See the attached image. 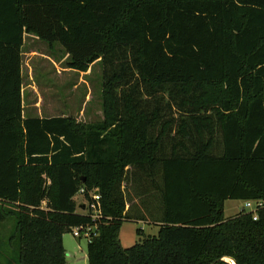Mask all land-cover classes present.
Instances as JSON below:
<instances>
[{
    "label": "trees",
    "instance_id": "1",
    "mask_svg": "<svg viewBox=\"0 0 264 264\" xmlns=\"http://www.w3.org/2000/svg\"><path fill=\"white\" fill-rule=\"evenodd\" d=\"M26 34L101 62L102 123L24 117ZM229 200L264 202V0H0V264H67L81 226L89 264H264V208Z\"/></svg>",
    "mask_w": 264,
    "mask_h": 264
},
{
    "label": "rangeland",
    "instance_id": "2",
    "mask_svg": "<svg viewBox=\"0 0 264 264\" xmlns=\"http://www.w3.org/2000/svg\"><path fill=\"white\" fill-rule=\"evenodd\" d=\"M23 113L24 117H68L80 124H96L104 121L103 67L100 61L87 72L80 73L69 67L70 57L60 46L51 49L33 34H26L23 48ZM127 183L123 184V189ZM77 212L86 214L87 204L81 194L75 197ZM129 201V200H128ZM130 204V205H129ZM128 206H131V202ZM244 201H227L225 217L232 218L242 211ZM139 206L133 209L138 214ZM11 232V225L5 227ZM142 229L144 235H139ZM5 230V229H4ZM159 227L141 221H126L120 231L124 248L141 243L148 236H157ZM88 243L73 232L63 236L67 264H89ZM230 264L232 260H226Z\"/></svg>",
    "mask_w": 264,
    "mask_h": 264
},
{
    "label": "built area",
    "instance_id": "3",
    "mask_svg": "<svg viewBox=\"0 0 264 264\" xmlns=\"http://www.w3.org/2000/svg\"><path fill=\"white\" fill-rule=\"evenodd\" d=\"M80 194L84 195V190L80 191ZM90 198L92 200H87V204L84 206V211H88L86 214L90 215L94 221L103 218L102 208H101V196L98 191H93L90 193ZM245 206L242 209L243 212L252 213L254 220L258 219V212L264 208L263 201H246ZM241 211V212H242ZM95 228L93 227H77L73 230L74 236L77 238L85 237L88 241L92 237L96 236Z\"/></svg>",
    "mask_w": 264,
    "mask_h": 264
},
{
    "label": "bare ground",
    "instance_id": "4",
    "mask_svg": "<svg viewBox=\"0 0 264 264\" xmlns=\"http://www.w3.org/2000/svg\"><path fill=\"white\" fill-rule=\"evenodd\" d=\"M226 260H229V259H226ZM234 263V262H233Z\"/></svg>",
    "mask_w": 264,
    "mask_h": 264
},
{
    "label": "water",
    "instance_id": "5",
    "mask_svg": "<svg viewBox=\"0 0 264 264\" xmlns=\"http://www.w3.org/2000/svg\"><path fill=\"white\" fill-rule=\"evenodd\" d=\"M82 209H84V207H82Z\"/></svg>",
    "mask_w": 264,
    "mask_h": 264
},
{
    "label": "crops",
    "instance_id": "6",
    "mask_svg": "<svg viewBox=\"0 0 264 264\" xmlns=\"http://www.w3.org/2000/svg\"><path fill=\"white\" fill-rule=\"evenodd\" d=\"M51 118H53V117H51Z\"/></svg>",
    "mask_w": 264,
    "mask_h": 264
}]
</instances>
